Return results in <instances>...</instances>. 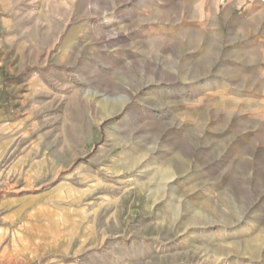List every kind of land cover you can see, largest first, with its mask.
<instances>
[{
    "label": "rangeland",
    "instance_id": "1",
    "mask_svg": "<svg viewBox=\"0 0 264 264\" xmlns=\"http://www.w3.org/2000/svg\"><path fill=\"white\" fill-rule=\"evenodd\" d=\"M0 264H264V0H0Z\"/></svg>",
    "mask_w": 264,
    "mask_h": 264
}]
</instances>
